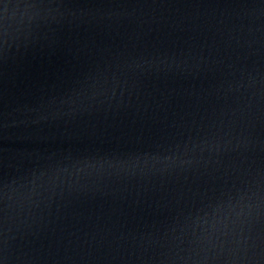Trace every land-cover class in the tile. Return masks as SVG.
Here are the masks:
<instances>
[{
	"label": "water",
	"instance_id": "1",
	"mask_svg": "<svg viewBox=\"0 0 264 264\" xmlns=\"http://www.w3.org/2000/svg\"><path fill=\"white\" fill-rule=\"evenodd\" d=\"M0 264H264V0H0Z\"/></svg>",
	"mask_w": 264,
	"mask_h": 264
}]
</instances>
